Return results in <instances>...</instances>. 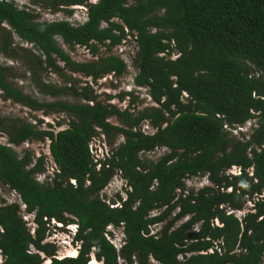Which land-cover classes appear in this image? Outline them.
I'll use <instances>...</instances> for the list:
<instances>
[{"label":"trees","instance_id":"obj_1","mask_svg":"<svg viewBox=\"0 0 264 264\" xmlns=\"http://www.w3.org/2000/svg\"><path fill=\"white\" fill-rule=\"evenodd\" d=\"M54 12L86 9L82 24L37 22L14 0H0V53L13 51V38L38 51L39 70L80 74L93 82L121 77L127 66L110 55L131 36L136 45L133 86L145 89L152 106L136 114L97 101L88 86L58 89L81 103H41L8 82L0 66L4 100L31 111L65 113L68 127L54 132L20 119L0 118V185L19 197L32 216L33 233L18 204L0 199L2 264H263L264 259V0H38ZM4 26L8 27L7 30ZM80 47L96 57L74 62L60 47ZM62 64V66H60ZM133 94L122 93L119 99ZM115 117L120 126L109 123ZM255 120L249 140L224 129ZM147 125L153 133L146 134ZM60 125V124H58ZM123 138L104 161L90 144L99 134ZM244 138L245 136H241ZM49 141L52 177L42 182L44 157L13 147ZM157 148L156 161L141 158ZM238 168L236 175L228 171ZM119 174L125 197L101 193ZM203 176L210 185L187 190L185 180ZM250 204L240 219L236 212ZM156 212V213H154ZM56 227L76 228L75 257H57L45 242ZM68 224V225H67ZM122 226L117 250L106 228ZM161 225L153 233L151 228Z\"/></svg>","mask_w":264,"mask_h":264},{"label":"rangeland","instance_id":"obj_2","mask_svg":"<svg viewBox=\"0 0 264 264\" xmlns=\"http://www.w3.org/2000/svg\"><path fill=\"white\" fill-rule=\"evenodd\" d=\"M96 0H88V3H94ZM18 8H27L33 12L37 22H54V21H67L72 25H79L85 21L86 13L85 9L81 7H69L72 14L67 15L64 11L54 12L49 9L43 2L38 0H14ZM7 30L8 27L4 26ZM13 51L5 56L0 53V66L9 68L10 74L8 82L12 84L16 89L21 91L24 95L41 103H53V102H67L70 104L81 103V99L75 98L70 92H66L59 96L58 89L74 86L80 89L88 86L90 90L94 91V95L97 96V101L104 104H111L118 110L124 111L128 109L130 113L136 114L137 112L152 106L151 100L145 89H137L133 86V79L137 73V69L133 64L134 54L136 52V45L131 36H127L125 41L119 46L112 48L109 52L110 55L116 56L124 61L127 66L126 74L121 77H115L113 75H107L103 78L92 81L90 78H85L80 74H70L63 71L61 74H55L51 70L41 71L37 65V58L39 53L30 44L21 42L18 38H13ZM58 44L62 50L77 63H87L97 60V57H104L109 54L106 53L104 48H100L99 54L96 57L84 48L74 47L69 49L64 46L60 40ZM62 66V64H60ZM132 93L134 102L131 104L128 97H124L123 100L119 99V95L122 93ZM0 118L4 119H20L30 124H37L40 130H52L55 133L68 127L70 117L65 113H48L43 111H31L27 107L15 104L10 100H4L0 92ZM109 123L114 126H120L115 117H111ZM60 124V125H58ZM256 122L251 120L250 131L243 128V130H237L238 135H234L237 140H241L240 136H246L253 130ZM141 131L146 134L153 133V130L144 123L141 126ZM249 131V133H247ZM253 132V131H252ZM99 133V130H98ZM123 141V138L115 133L109 136L99 133L91 142L90 147L94 158L98 161H104L110 152ZM0 144H7V137L0 132ZM13 149L22 156L25 151L33 154L36 159L40 156L44 157L45 173L39 175V182H42L46 177H52L53 163L49 155V141H29ZM166 149L157 148L152 152L144 153L141 155L142 159L149 161H156L166 153ZM236 175L237 173L232 170L228 175ZM38 177V176H37ZM210 185L206 177L198 176L188 178L185 180V187L187 190H198L202 187ZM125 182L120 178L119 174H116L108 186L101 193L100 197L109 200L115 197L116 194L125 197ZM0 199L4 200L6 204H18L21 208V215L27 226L33 233L35 226L32 223V216L24 213V208L20 203L19 197L13 191H10L7 187L0 185ZM251 208L250 204H246L240 213H235L237 216H241V212L247 213ZM156 213V212H154ZM241 218V217H240ZM68 225V224H67ZM50 230L48 232L47 241L54 244L57 247V257H75L78 253L77 244L74 243L72 237V229H75L73 225L69 227L54 226L53 223L49 224ZM161 225L152 227L153 233L160 229ZM120 229L117 232V237H113L111 242L113 245L119 244ZM3 263V259L0 257V264ZM49 260H45L44 264H49ZM101 264L91 256L89 264ZM155 264V263H154ZM264 264V259H263Z\"/></svg>","mask_w":264,"mask_h":264},{"label":"built area","instance_id":"obj_3","mask_svg":"<svg viewBox=\"0 0 264 264\" xmlns=\"http://www.w3.org/2000/svg\"><path fill=\"white\" fill-rule=\"evenodd\" d=\"M81 8H83V7H81ZM83 9H85V8H83ZM85 13H86V9H85ZM86 19V18H85ZM252 121H254V123L256 122L255 120H252ZM250 122L251 121H248L247 123H245V124H243V125H241V126H235V127H233V128H230V127H228L227 125H225L224 126V129L227 131V132H229L233 137H234V135H238L237 134V130L239 129V131H241V130H243V128H245V129H247V127H249L247 130H249L250 131V129H251V126H250ZM254 128H257V124L254 126ZM253 128V129H254ZM249 131L247 132V133H249ZM253 131V130H252ZM252 131L250 132V134H247L244 138H242L241 136H240V138H241V140H249V136L251 135V133H252ZM232 170H234L237 174H239L240 172V170L238 169V168H233ZM232 170L231 171H228V173H230V172H232ZM227 173V174H228ZM39 178H40V176H38L37 177V180L39 181ZM262 197H264V193L262 194V196H260V198H262ZM24 208V207H23ZM237 213H240V212H237ZM242 214H241V216H237V214H236V216L240 219V217H243L244 215H245V213H243V212H241ZM119 229H120V234H119V236H118V238H119V244H117V245H113L112 244V242H111V240H112V238L113 237H117V232L119 231ZM105 236H106V238L108 239V241L117 249V250H119L121 247H122V245H123V235H122V226L121 227H119V228H116V227H114V226H112V225H109L107 228H106V234H105ZM47 237H48V234H47ZM46 237V240H45V242H48L47 241V238ZM48 243H50V242H48Z\"/></svg>","mask_w":264,"mask_h":264},{"label":"clouds","instance_id":"obj_4","mask_svg":"<svg viewBox=\"0 0 264 264\" xmlns=\"http://www.w3.org/2000/svg\"><path fill=\"white\" fill-rule=\"evenodd\" d=\"M72 237L75 235V232H76V228L75 229H72Z\"/></svg>","mask_w":264,"mask_h":264},{"label":"bare ground","instance_id":"obj_5","mask_svg":"<svg viewBox=\"0 0 264 264\" xmlns=\"http://www.w3.org/2000/svg\"><path fill=\"white\" fill-rule=\"evenodd\" d=\"M92 264V263H91Z\"/></svg>","mask_w":264,"mask_h":264}]
</instances>
